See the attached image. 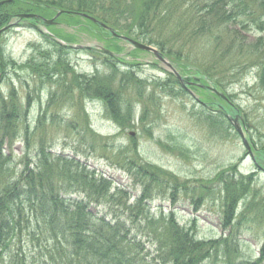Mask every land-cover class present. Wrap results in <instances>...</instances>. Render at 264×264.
<instances>
[{
	"label": "trees",
	"instance_id": "trees-1",
	"mask_svg": "<svg viewBox=\"0 0 264 264\" xmlns=\"http://www.w3.org/2000/svg\"><path fill=\"white\" fill-rule=\"evenodd\" d=\"M0 1H3L0 4V28L16 14L52 18L56 12L63 10L86 14L119 35L155 46L182 74L188 76V80L204 86L192 87L201 102L198 104L204 110L198 118L207 128L220 132L223 137L232 128L227 116L233 118L241 112L231 102L230 95L227 96L230 103L225 102L207 87L225 93L227 86L240 81L255 67L262 69L259 80L264 86V38L251 43L244 35L248 27H254L259 33L264 32V0ZM174 14L175 31L171 30L172 36L164 40L158 30H165ZM62 17L66 18L70 27L86 33L115 53L109 55L89 49L88 52L104 57L100 64L112 74L103 78L98 75L78 77L68 67L67 48L44 35L46 42L54 47L49 57L57 58L53 71L58 83H64L63 96L78 92V97L83 101L102 102L110 119L123 129L132 117L131 104L122 97L126 92L128 97V90L134 97L128 100L143 105L141 122L153 116L147 112V105L155 98L153 96L157 91L172 99L187 94L170 74H167L170 81L146 82L140 79L135 71L139 65L136 61L124 62L125 73L115 80L116 67L119 62L123 63L117 57L122 49L114 43L119 40L80 16ZM223 33H226L225 39L221 37ZM53 35L62 40L57 33ZM68 39L67 42L75 40V35H70ZM222 41L225 44L223 50ZM173 42L175 52L172 51ZM214 42L222 48L217 49L218 52L212 54L209 60L196 53L190 57L191 52L185 50L192 48V45L200 50L208 49L206 46ZM1 47L0 68L3 69ZM140 52L133 50L130 55L134 57ZM112 60L116 62L111 63ZM51 71L50 76L46 73L47 81L51 80ZM148 87L152 92L145 100L143 97ZM8 94L6 99L0 97V264H204L205 261L207 264H218L219 258H226V264H231L228 257L229 240L196 239L191 235L195 231L194 224L188 230L180 228L173 211L159 212V215L153 216L150 205L159 200L169 202L174 208L175 197L184 196L196 209L210 195L214 198L221 194V228L225 230L237 218L239 204H246L250 199L245 206L250 207L255 200L254 174L243 176L230 167L200 186L191 185L190 182L178 184L172 174L142 163L133 141L132 145L120 147L112 158L121 170L130 175L133 185L139 189L138 197L128 205L129 198L123 202L126 193L118 188L109 194L112 182L107 178L97 177L76 162L53 157L42 150L37 157L38 165L35 163L36 166L29 168L26 157V165L17 172V166L12 164L11 148L22 139V132L25 137L29 133L27 112L30 98L27 97L28 103L23 107L13 89ZM49 109L50 106L47 111ZM104 156L112 160L111 155ZM72 193L77 195L71 197ZM114 196L119 197V204L123 203V212H128L127 220H121L117 215L108 220L106 216L97 217L90 211L92 204H100L105 199L113 201ZM261 203L264 209V200ZM143 237L154 246V253L147 252L149 248L142 245ZM27 241L36 244L39 254L34 252L35 248L29 252L24 249ZM261 256L264 257V244Z\"/></svg>",
	"mask_w": 264,
	"mask_h": 264
},
{
	"label": "rangeland",
	"instance_id": "rangeland-1",
	"mask_svg": "<svg viewBox=\"0 0 264 264\" xmlns=\"http://www.w3.org/2000/svg\"><path fill=\"white\" fill-rule=\"evenodd\" d=\"M57 22L59 24L57 27L48 30L52 34L57 33L65 41L69 40L70 35H75V40L69 43L81 46V49L77 50L66 49L68 67L72 73L78 77L111 76L112 71H106L100 64L105 60L104 57L85 50L94 45L102 47L104 44L70 27L66 18L62 17ZM171 30L175 31V14L166 29L163 31L159 29L158 33L166 40L172 36ZM225 34L221 35L223 39ZM244 35L247 42L251 43L260 37L264 38V32L259 33L254 27H248ZM43 36L40 30L21 23L18 27L9 28L0 38L2 60L5 65L3 69L0 68V97L8 98V92L13 89L16 99L23 107L28 103L27 97L30 98L27 112L29 133L25 137L22 132V139L15 142L11 148L12 164L17 166L15 171H21L26 165V157L29 160V168L36 166L35 163L38 165L37 157L42 150L53 157L76 162L97 177L107 178L112 182V190L109 194H113L118 188L126 193V196L123 195V202L129 198L128 205L138 197L139 189L133 185L130 175L121 170L117 161L112 158L120 147L132 145L133 141L140 158L138 159L142 163L156 166L172 174L178 184L190 182L191 185L200 186L212 181L218 173L230 167L237 169L243 176L254 174L255 200L250 207H245L250 199L246 204L241 202L238 206L237 218L232 222L231 227L225 230L221 228L219 200L221 194H217L214 198L210 195L202 201L199 208L196 207L197 210L190 199L184 196L175 197L174 208L169 202L155 200L150 205V212L153 216H157L159 212L173 211L176 224L186 230L194 224L195 231L191 235L201 241L229 240L228 257L231 264H264V257L261 256L264 244V218H262L264 209L261 203L264 200V173L257 171L251 159L246 157V148L243 147V142L233 127L223 137L220 132L207 128L198 118L200 112L204 110L190 95L172 99L165 97L160 91L156 92V96H153L155 98L147 105V112L153 116L141 122L143 105L134 100L130 102L128 99L134 97L128 90V97L127 92L122 97L131 104L132 117L130 123L121 129L110 119L102 102L83 101L78 97V92H72L71 97L63 96L64 83L61 81L58 83V77L53 71L56 68L54 63L57 58L49 57L54 47L49 45ZM114 43L122 49L117 57L120 56L123 61L116 67L115 80H119L120 76L124 75L126 70L124 62L127 63L133 58H137L139 63L135 71L140 79L146 82L169 79L166 74L167 68L164 65H155L156 61L151 55L143 52L132 57L131 47L122 42ZM222 43L224 44L223 41ZM172 45V51L175 52V42ZM168 47L171 48L170 45ZM206 47L208 49L200 50L201 48H193L192 45V48L187 47L185 50L191 52L188 55L190 57L196 53L209 60L212 54L218 52L217 49L222 48L215 42ZM57 48L59 49V46ZM224 48L225 44L221 50ZM115 62L112 60L111 63ZM50 71L51 80L47 81L46 73L50 76ZM260 73H262L261 68H252L240 81L225 89V94L230 95L231 102L241 112L248 136L257 149L264 148V86L259 80ZM68 79L69 77L67 81ZM114 86L116 87V84ZM151 92L148 87L143 98L146 100ZM194 95L198 98L196 92ZM48 106H50L49 111H47ZM151 120L152 122H149ZM104 154L111 155L112 160ZM75 195L77 194L72 193L70 196ZM105 200L100 204H92L90 211L97 217L106 216L108 220L116 215L121 220H127L125 218H128V212H123L124 205L122 202L119 204V197L116 196L113 201ZM141 243L146 249L149 248L147 252L154 253V246L148 243L146 238L143 237ZM33 248L36 252V244L27 241L24 249L29 252ZM226 260L219 258L217 263L226 264L228 263Z\"/></svg>",
	"mask_w": 264,
	"mask_h": 264
},
{
	"label": "water",
	"instance_id": "water-1",
	"mask_svg": "<svg viewBox=\"0 0 264 264\" xmlns=\"http://www.w3.org/2000/svg\"><path fill=\"white\" fill-rule=\"evenodd\" d=\"M62 12H58L57 15L52 19V20H45V19H42L41 20V23L43 25H46V26H49V25H52L54 23V20L61 14ZM80 16L90 20L91 22L97 24L98 26H100L101 28H104L105 30H107L109 32V34L115 38H118V39H121L123 41H126L127 43H129L132 48L134 49H139V50H142V51H145V52H148V53H151L153 54L157 60H159L161 63H163L164 65H166L167 67H169L172 72L175 74V76L181 81V84H183V80L181 79V77L178 75V73L176 71L173 70V68L171 67V65L166 61L164 60L161 55L159 54V52L151 47V46H146L144 44H141L139 42H136V41H133L129 38H126V37H123V36H119L117 35L113 30H111L110 28H107L105 25L101 24V23H97V21L87 15H82L80 14ZM17 19H37L38 16L36 15H17L16 16ZM6 29V28H4ZM3 30L0 31V33L2 32ZM77 48V46H75ZM79 48L81 46H78ZM0 79H1V75H0ZM213 93H215L217 96H219L221 99L225 100V96L223 94H220L218 93L214 88H209ZM231 122L233 123V126L236 130V132L239 134V136L242 138L243 140V144L244 146L246 147V149L248 150L249 153H251V148L254 147L253 146V143L251 140L249 139H246L245 137V127H244V122H243V118L239 115H236L234 118L231 119ZM130 135H133L132 133H130Z\"/></svg>",
	"mask_w": 264,
	"mask_h": 264
},
{
	"label": "flooded vegetation",
	"instance_id": "flooded-vegetation-1",
	"mask_svg": "<svg viewBox=\"0 0 264 264\" xmlns=\"http://www.w3.org/2000/svg\"><path fill=\"white\" fill-rule=\"evenodd\" d=\"M33 26V25H32ZM155 65H157L156 63H154Z\"/></svg>",
	"mask_w": 264,
	"mask_h": 264
}]
</instances>
